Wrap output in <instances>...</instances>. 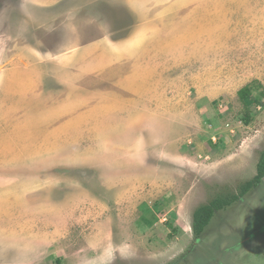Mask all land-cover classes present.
I'll return each mask as SVG.
<instances>
[{
  "label": "rangeland",
  "instance_id": "1",
  "mask_svg": "<svg viewBox=\"0 0 264 264\" xmlns=\"http://www.w3.org/2000/svg\"><path fill=\"white\" fill-rule=\"evenodd\" d=\"M263 149L264 0H0V264H264Z\"/></svg>",
  "mask_w": 264,
  "mask_h": 264
},
{
  "label": "trees",
  "instance_id": "2",
  "mask_svg": "<svg viewBox=\"0 0 264 264\" xmlns=\"http://www.w3.org/2000/svg\"><path fill=\"white\" fill-rule=\"evenodd\" d=\"M238 97L241 101L248 103V98L251 97V91L248 86L242 88L238 91ZM264 179V149L260 153L258 163L256 165L255 176L246 181L240 191L238 196L232 195L226 198H216L210 203L198 207L192 215V233L197 239L201 236L204 229L208 226L214 214L219 211H224L229 208L238 199L244 197L245 194L250 192Z\"/></svg>",
  "mask_w": 264,
  "mask_h": 264
}]
</instances>
